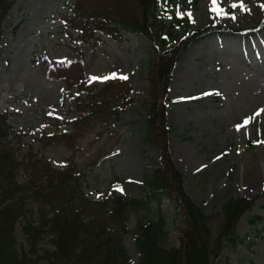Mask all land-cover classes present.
<instances>
[{"label":"rangeland","instance_id":"obj_1","mask_svg":"<svg viewBox=\"0 0 264 264\" xmlns=\"http://www.w3.org/2000/svg\"><path fill=\"white\" fill-rule=\"evenodd\" d=\"M67 3L78 6L76 19L101 26L106 23L101 18H142L134 0H16L0 26V115L6 116V141L16 155L26 158L30 152L56 172L80 173L88 202L110 200L114 181L120 196L135 199L144 170L164 157L157 139L144 142L141 129L154 103L168 129L169 162L184 177L182 189L197 207L216 224L226 199H255L264 188V65L250 68L259 65L255 57L264 58V30H251L264 19V0H217L216 5L171 0L169 10L188 11L192 31L214 24L247 35L223 31L191 42L174 54L163 88L156 82L153 41L133 33L81 34ZM87 109L93 116L84 121L81 111ZM27 178L19 171L16 184ZM26 207L35 219L36 205L31 201ZM160 209L165 246L178 249L184 214L166 200ZM254 216L263 218L255 226L248 223ZM135 220L129 216L128 229ZM236 231L243 242L223 250L215 264H264V195ZM13 232L17 252L27 251L20 223ZM51 239L45 236L37 248L52 250ZM121 243L128 264H137L131 235ZM109 247L114 249L116 241Z\"/></svg>","mask_w":264,"mask_h":264},{"label":"trees","instance_id":"obj_2","mask_svg":"<svg viewBox=\"0 0 264 264\" xmlns=\"http://www.w3.org/2000/svg\"><path fill=\"white\" fill-rule=\"evenodd\" d=\"M15 1L0 0V23ZM134 1L141 9L142 18L139 21L120 18L112 22L108 18H101V20L105 19V26L92 23L86 18L80 21L85 23L88 29L93 26L100 30L106 27L114 28L115 24L130 21L133 29L126 26L124 28L138 31L154 40L158 45L157 61L154 64L155 77L156 82L161 84L160 88H163L168 81L174 54L180 50L181 46L182 50L188 42L195 37L198 38L203 31H189L185 17L176 12H170L168 20L163 19L164 25L158 24L156 10L159 7L162 10L164 8L165 14L166 4L170 0ZM67 5L71 6L72 3ZM75 7H77L74 11L75 16L78 18L80 12L78 6L75 5ZM76 18L74 17L73 20ZM163 26L169 27L163 29ZM175 27L180 29L179 33L174 32ZM121 28L115 32L120 31ZM146 111L150 116H148L149 120L143 124L145 136L151 143L156 138L163 148L162 164L157 169H147L144 172L142 195L139 199L124 200L114 196L109 206L103 205L104 214L125 231H127L126 223L129 213L140 214L133 232L139 264H213L221 250L232 249L237 242H241L235 233V225L244 213L251 210L253 201L240 198L227 199L221 205L219 213L215 214L218 218L216 224L211 216L203 214L185 195L181 187L183 177L169 162L165 141L167 130L163 127L162 109L152 103V107ZM92 113L89 110L87 116L92 117ZM4 120V116H0V264H67L75 259L78 264H125L122 249L109 247L111 241L101 219L89 224H79L82 228L81 232H78L76 228L79 227L74 226V223L78 221L67 219L64 209H60V205L64 202L65 207L71 204L69 196L77 187V180H72L70 172L58 174L49 171L46 166L47 172L53 173L56 178L51 181L50 190L47 187L44 188L43 182L48 175L44 169L41 170L40 162L37 161L38 166L35 161L33 162L31 153H28L26 158L16 155V150L6 141L8 128ZM19 171L25 172L28 177L29 182L24 189L20 188L15 181ZM45 198L49 201H45ZM72 198L75 196L72 195ZM163 198L168 199L179 212L184 214L185 229L178 249L165 246L163 218L157 213L158 205ZM29 199L38 203V206L43 202L46 203L41 206L35 223L31 221V212L29 210L26 212L25 209L26 201ZM45 206L47 209H44ZM105 208L108 210L105 211ZM68 210L72 211V209ZM151 210H156L154 211L156 218L149 217ZM49 215L50 218H48ZM20 218L29 249L18 253L15 249L13 227ZM58 218L64 224L58 222ZM249 221L254 225L262 220L260 217H252ZM50 229L55 234L51 241L53 250L43 251L40 254L37 248L40 236Z\"/></svg>","mask_w":264,"mask_h":264},{"label":"bare ground","instance_id":"obj_3","mask_svg":"<svg viewBox=\"0 0 264 264\" xmlns=\"http://www.w3.org/2000/svg\"><path fill=\"white\" fill-rule=\"evenodd\" d=\"M191 51H192V48H191V50L189 49L188 51H187V53H189V54H191ZM254 51V50H253ZM248 54V53H247ZM245 54H242V56H244ZM212 57H213V55H211ZM255 59H257L258 61H259V67L260 66H263L264 65V61H263V59L264 58H260V57H256ZM245 62H246V65H250V63H249V60H247V59H245ZM261 68V67H260ZM252 71H256L254 68H250Z\"/></svg>","mask_w":264,"mask_h":264},{"label":"snow or ice","instance_id":"obj_4","mask_svg":"<svg viewBox=\"0 0 264 264\" xmlns=\"http://www.w3.org/2000/svg\"><path fill=\"white\" fill-rule=\"evenodd\" d=\"M216 2H217V0H212V3L214 4V5H216ZM233 6H235V5H233ZM213 10H219L218 8H214ZM238 127V129H239V126H237Z\"/></svg>","mask_w":264,"mask_h":264}]
</instances>
